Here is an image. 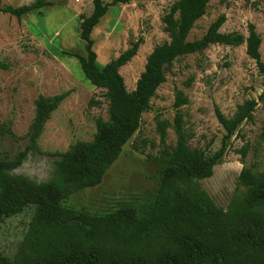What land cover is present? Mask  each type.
<instances>
[{"label": "rangeland", "instance_id": "obj_1", "mask_svg": "<svg viewBox=\"0 0 264 264\" xmlns=\"http://www.w3.org/2000/svg\"><path fill=\"white\" fill-rule=\"evenodd\" d=\"M34 1L1 0V5L19 7ZM48 1L53 5L21 18L0 12V63L6 66L0 68V121L10 123L19 138H0V158L4 154L14 158L28 145L36 100L41 95L67 94L44 126L39 139L44 153H63L77 142L93 140L97 119L108 118L105 90L91 84L75 56L87 55L85 42L80 38V24L82 16L93 12V1ZM175 1L133 0L115 4L114 0H104L108 12L92 33L96 64L102 68L133 42L142 41L137 55L120 69L128 91L135 89L153 49L169 41L163 17ZM221 14L226 16L223 33L238 32L247 37L248 25L256 26L262 39L260 53L264 62V0H210L207 13L196 22L189 39L201 38ZM176 89L190 100L180 108L190 146L213 155L226 142L221 163L214 167L210 178L199 183L219 208L229 209L242 168L254 166L264 171V76L256 61L247 55L246 44H213L201 53L175 61L166 72V82L152 98L150 111L143 114L139 130L126 143L102 182L73 192L62 206L96 217L123 207H134L139 215H145L160 185L159 164L154 161L162 148L158 119L172 124L167 130V144H176ZM249 99L257 101L254 120L244 122L230 139H225L226 131L217 120L216 108L232 117L238 106ZM243 148H247L244 160ZM59 159L30 153L12 174L34 182H48ZM35 210L36 206L30 205L23 212L0 220V255L14 258L19 253ZM100 244L107 255L118 252L143 256L154 251L149 242L133 245L114 236L106 237Z\"/></svg>", "mask_w": 264, "mask_h": 264}, {"label": "trees", "instance_id": "obj_2", "mask_svg": "<svg viewBox=\"0 0 264 264\" xmlns=\"http://www.w3.org/2000/svg\"><path fill=\"white\" fill-rule=\"evenodd\" d=\"M92 1L93 12L82 16L80 24L87 55L75 56L91 84L105 90L108 118L97 119L93 140L77 142L63 153H44L39 146L44 126L67 94L38 97L28 145L14 158L8 154L0 158V220L23 212L30 205L36 206L19 253L14 258L0 255V264H264V171L244 166L229 209L219 208L199 181L213 175L214 167L225 154L226 142L213 155L190 146L180 112L190 100L180 89L175 91L173 105L177 109L173 123L175 146L167 144V130L172 124L168 120L157 121L162 148L154 161L159 164L160 185L145 215H139L134 207H123L96 217L62 206L73 192L102 182L139 130L143 114L150 111L152 98L166 82L167 70L178 59L201 53L213 44H246L247 55L256 61L264 76L262 39L254 24L248 25L247 37L238 32L223 33L226 16L221 14L201 38L190 40L189 35L207 13L210 0H176L163 17L169 41L153 49L135 89L128 91L120 69L137 55L142 41L133 42L116 59L99 67L92 33L107 14L108 5L104 0ZM130 1L133 0L113 3ZM51 5L48 0H35L19 7L2 6L0 0V12L21 18ZM0 68L6 66L0 63ZM256 107L255 99L246 100L232 117L216 108L217 120L226 131L225 139H230L244 122L254 120ZM7 136L19 139L10 123L0 121V138ZM134 148L140 150L136 144ZM246 152L247 148L241 150L243 160ZM30 153L59 156L50 181L34 182L12 174ZM109 236L133 245L149 242L154 251L143 256L118 252L107 255L100 242Z\"/></svg>", "mask_w": 264, "mask_h": 264}]
</instances>
